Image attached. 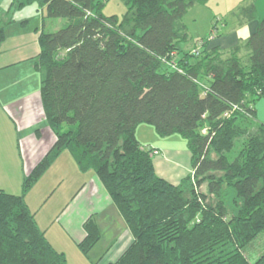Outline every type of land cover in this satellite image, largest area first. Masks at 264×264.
I'll list each match as a JSON object with an SVG mask.
<instances>
[{
  "label": "trees",
  "instance_id": "16d2710c",
  "mask_svg": "<svg viewBox=\"0 0 264 264\" xmlns=\"http://www.w3.org/2000/svg\"><path fill=\"white\" fill-rule=\"evenodd\" d=\"M36 1L48 17L66 19L41 29L35 58L55 141L20 194L0 189V264H69L26 200L65 150L82 172L95 171L132 236L106 264H264V252L255 261L245 253L264 234V121L255 109L264 97V18L227 49L211 45L214 36L185 49L190 37L178 22L208 0H123L121 17L104 13L109 0L20 4ZM255 2L231 12L236 24L258 19ZM142 123L186 140L191 171L179 183L158 174L155 148L137 136ZM84 228L77 245L88 256L101 229L94 217Z\"/></svg>",
  "mask_w": 264,
  "mask_h": 264
},
{
  "label": "crops",
  "instance_id": "0c3cea01",
  "mask_svg": "<svg viewBox=\"0 0 264 264\" xmlns=\"http://www.w3.org/2000/svg\"><path fill=\"white\" fill-rule=\"evenodd\" d=\"M247 1H239L241 3L234 9ZM255 4L259 19L241 25L225 26L228 29L221 31L225 34L214 37L211 45H220L227 49L237 44L239 40L247 38L264 16V0H256ZM41 29L37 27L33 33L23 32L16 36L14 42H5V40L0 45V54L11 50L14 55L11 59L9 55L7 61L0 59V154L4 152L0 167L9 164L7 161L11 160L10 155H15L12 162H16L18 176H14L17 182L13 181L15 183L12 187L16 191L10 192L14 194L21 193L23 176L42 158L55 141V135L45 121L40 83L37 85V79L41 82L42 78L41 71L35 66V58L40 52ZM27 72L35 74L36 79L31 81ZM255 109L257 119L264 121V97L255 103ZM153 146L161 151L160 154L154 155L158 172L157 163L160 167L161 165L165 167L169 164V159L165 157L164 145ZM172 151L179 152L177 157H182L183 154L188 156L189 165L184 163V167L180 161H176L177 163L169 164L172 166V173L168 171L164 173L161 169L158 174L176 183L191 171V152L189 149L183 150L179 147L173 148ZM5 171L7 174L4 176L7 177L9 174L6 169ZM4 176L2 183L5 182ZM0 189L7 190L6 186L1 185V181ZM26 200L48 240L58 251L66 254L69 264L72 261L77 264H92L77 245L86 235L84 222L89 217H94L101 229L100 240L103 238L104 216L109 226L120 222L124 228L126 223L95 171L82 172L68 150L58 157L28 192ZM125 230L124 236L120 233L115 240L114 248L125 246L117 254L118 257L132 241L128 226ZM114 251L115 249L110 252V255L114 254Z\"/></svg>",
  "mask_w": 264,
  "mask_h": 264
},
{
  "label": "rangeland",
  "instance_id": "374dc122",
  "mask_svg": "<svg viewBox=\"0 0 264 264\" xmlns=\"http://www.w3.org/2000/svg\"><path fill=\"white\" fill-rule=\"evenodd\" d=\"M24 1L25 0H0V24L3 25L5 29V42H14L16 36H19L23 32L33 33L37 27L39 30L44 28L46 32H53L60 29L66 22L65 18L48 17L45 6L40 5L38 1L21 5L20 3ZM239 1L241 0H208L205 4L197 3L192 6L184 15V17L178 22L179 27L183 25L186 26V31L190 37L189 41L183 42L181 44L182 47L185 49H192L194 46L200 45L201 40L208 39L212 36L215 37L217 34L221 33L223 29L226 30L228 27L235 25L237 23V18L231 12L235 10L234 7L237 4L241 3H239ZM126 10L127 6L123 0H109L103 9L106 15H118L120 17L125 13ZM263 18L264 16L261 19ZM25 19L28 21L24 22ZM224 19L228 20L229 22L228 27L226 28L225 25H223ZM9 55H11L10 59L14 57L11 50L2 52L0 54V59L3 58V61H7ZM241 55L243 58H245V51H242ZM38 74L41 75L40 72H38ZM27 76L31 81L36 79V75L31 72H27ZM39 83L41 84L40 80L37 79V85H39ZM137 136L140 138L142 144L145 147H154L153 145L156 144L164 145L165 148L163 149L165 151V157L169 159V164L172 165L176 161H180L184 167V163L189 165L188 156L183 154V158L177 157L179 152L172 151V149L175 147H179L183 150L188 149L186 148V140L184 137H182V135L172 134L169 136H160L152 125L148 123H142L137 129ZM238 144L239 143H237L234 150L230 152L231 158L236 155L239 148ZM3 157L4 152L0 154V161L3 159ZM10 159L11 160L7 161L9 164L0 167V181L2 186H6V191L14 192L16 189L13 188L12 185L15 183L13 181L17 182L14 176H18V169L16 162H12L15 159V155L11 154ZM1 164L3 165L2 162ZM169 164L165 167L162 165L160 167V165L157 163L158 172H160L162 169L164 173H167L166 171L172 173V166ZM11 165L12 167L10 168ZM5 169L8 171V174L11 175L10 177L9 175H7V177L4 176L7 174ZM3 176L5 178V182L2 183ZM179 181L177 180L176 183ZM103 224V238L95 245V247L89 252L87 256V258L91 260L92 264H106L107 262L116 260L119 251H122L125 247L121 246L114 248V244L120 233L121 235L123 234L122 236H124L126 231L125 228L127 226L126 223H124V228H122L120 222L112 223L109 226V224L106 222V216H104ZM114 249V254L110 255V252ZM262 252H264V234H261L245 249V253L250 261H255ZM71 264L77 263L72 261Z\"/></svg>",
  "mask_w": 264,
  "mask_h": 264
},
{
  "label": "built area",
  "instance_id": "2783aa9c",
  "mask_svg": "<svg viewBox=\"0 0 264 264\" xmlns=\"http://www.w3.org/2000/svg\"><path fill=\"white\" fill-rule=\"evenodd\" d=\"M160 150L159 149H157V148H155L154 150H153V154H160Z\"/></svg>",
  "mask_w": 264,
  "mask_h": 264
}]
</instances>
